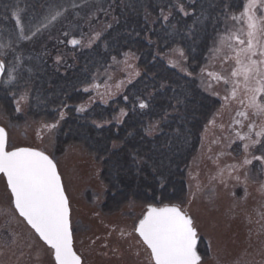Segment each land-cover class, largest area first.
Returning a JSON list of instances; mask_svg holds the SVG:
<instances>
[{"label":"rangeland","instance_id":"rangeland-1","mask_svg":"<svg viewBox=\"0 0 264 264\" xmlns=\"http://www.w3.org/2000/svg\"><path fill=\"white\" fill-rule=\"evenodd\" d=\"M119 2L11 0L5 6L0 1V60L6 66L1 90L12 98L20 119L11 121L0 108V127L7 132L9 151L38 149L56 164L70 208L74 249L83 264H154L136 231L147 207L131 201L120 210H105L108 188L100 177L101 163L82 144H72L61 153L56 149L60 124L30 112L36 91L25 74L32 73L34 60L48 56L54 69L61 71L79 47L101 42L107 30L121 22L118 14L124 10L117 6ZM248 2L243 0L242 10L230 15L219 29L198 78L202 91L222 104L204 129L200 147L186 169L187 197L181 208L192 218L201 239L200 264H264V136L256 135L264 128V115L249 106L243 77L232 75L239 67L237 53L248 44ZM253 11L258 22L253 42L259 47L264 43V0H257ZM177 52L175 48L168 54ZM131 54L112 57L81 91L92 94L95 87L104 86L115 89ZM134 57L133 61L140 58ZM252 58L264 59L259 53ZM241 59L246 62L243 55ZM28 63L30 69L25 67ZM255 86L253 78L249 87ZM258 100L264 103V94ZM112 119L117 122L118 114ZM145 130L150 131L149 127ZM0 264H56L54 251L17 212L4 175L0 176Z\"/></svg>","mask_w":264,"mask_h":264},{"label":"trees","instance_id":"trees-1","mask_svg":"<svg viewBox=\"0 0 264 264\" xmlns=\"http://www.w3.org/2000/svg\"><path fill=\"white\" fill-rule=\"evenodd\" d=\"M117 6L124 10L118 14L120 24L109 28L101 42L79 47L69 66L57 71L51 56L33 61L32 73L25 74L36 91V112L34 105L30 112L60 124V153L82 144L96 155L108 188L106 211L131 201L144 207L182 206L187 166L222 105L202 91L199 73L219 29L242 10L243 0H121ZM175 48L177 55L168 54ZM129 51L133 54L115 89L81 91L97 69ZM134 54L139 60H132ZM25 67L30 69V63ZM0 108L11 121H20L3 90Z\"/></svg>","mask_w":264,"mask_h":264},{"label":"snow or ice","instance_id":"snow-or-ice-1","mask_svg":"<svg viewBox=\"0 0 264 264\" xmlns=\"http://www.w3.org/2000/svg\"><path fill=\"white\" fill-rule=\"evenodd\" d=\"M256 4L257 0H249L246 6L248 44L237 53L239 67L232 75L243 77L244 87L249 93V106L255 108L257 114L264 115V103L258 100V96L264 94V59L252 58L257 53L264 57V43L258 47L253 42L258 31L253 11ZM52 19L55 20L56 16H52ZM72 43L77 44L78 41L73 40ZM239 43L244 44V41L240 40ZM241 55L246 57V62ZM2 67L0 64V69ZM253 78L256 86L249 87ZM256 135L264 136V128ZM247 147L245 145V149ZM245 163L250 161L245 160ZM0 173L7 177L19 214L54 249L56 264H81V258L73 249L68 199L53 160L33 148L21 147L9 151L7 133L0 128ZM136 231L151 249L155 264H199L201 257L197 253V230L192 219L180 207L149 206Z\"/></svg>","mask_w":264,"mask_h":264},{"label":"water","instance_id":"water-1","mask_svg":"<svg viewBox=\"0 0 264 264\" xmlns=\"http://www.w3.org/2000/svg\"><path fill=\"white\" fill-rule=\"evenodd\" d=\"M0 64H2L3 65V67H2V69H0V87H1V81H2V78H3V76H4V74H5V71H6V66H5V64L2 62V61H0ZM0 128H2V127H0ZM4 129V128H3ZM5 130V129H4ZM5 132H6V130H5ZM7 133V132H6ZM7 137H8V135H7ZM35 150H37V149H35ZM39 151V150H38ZM50 158V157H49ZM57 172H58V170H57ZM59 174V173H58ZM1 175H4L3 173H0V176ZM5 177H6V175H4ZM60 176V175H59ZM6 179H7V177H6ZM61 183H62V181H61ZM10 188V187H9ZM10 191H11V188H10ZM13 198H14V196H13ZM14 206H15V198H14ZM173 206H175V205H173ZM153 207H156V206H153ZM16 208V207H15ZM70 209V208H69ZM17 211H18V213H19V210L18 209H16ZM182 211V210H181ZM183 212V211H182ZM185 213V212H184ZM146 214V213H145ZM144 214V215H145ZM185 214H187V213H185ZM20 215V214H19ZM21 216V215H20ZM22 217V216H21ZM144 217V216H143ZM143 217L141 218V219H143ZM190 217V216H189ZM26 222H27V220L24 218V217H22ZM191 218V217H190ZM192 219V218H191ZM71 221V220H70ZM193 221V220H192ZM27 224H28V222H27ZM29 225V224H28ZM138 225H139V223H138ZM30 227H31V225H29ZM193 226H194V223H193ZM138 227V226H137ZM32 228V227H31ZM33 229V228H32ZM34 231H35V229H33ZM35 233L39 236V234L35 231ZM137 234L139 235V233L137 232ZM139 237H140V235H139ZM39 238L48 246V247H50L51 248V246L50 245H48L40 236H39ZM141 238V240L143 241V238L142 237H140ZM200 241H201V239H200V237L198 236V232H197V253H198V255L201 257V255H200V253H199V251H198V248H199V245H200ZM143 243H144V241H143ZM145 244V246L148 248V246H147V244L146 243H144ZM52 249V248H51ZM73 249H74V246H73ZM149 250H150V252H151V249L150 248H148ZM53 251H54V249H52ZM74 251H75V249H74ZM76 252V251H75ZM77 254V253H76ZM78 255V254H77ZM152 255V254H151ZM79 256V255H78ZM80 257V256H79ZM81 258V257H80ZM54 259H55V253H54ZM152 259H153V262L155 263V261H154V258L152 257ZM202 261V257H201V259H200V262ZM56 262V261H55ZM199 262V263H200ZM81 264H83V259L81 258Z\"/></svg>","mask_w":264,"mask_h":264},{"label":"bare ground","instance_id":"bare-ground-1","mask_svg":"<svg viewBox=\"0 0 264 264\" xmlns=\"http://www.w3.org/2000/svg\"><path fill=\"white\" fill-rule=\"evenodd\" d=\"M149 207V206H148ZM148 207H147V209H148Z\"/></svg>","mask_w":264,"mask_h":264}]
</instances>
